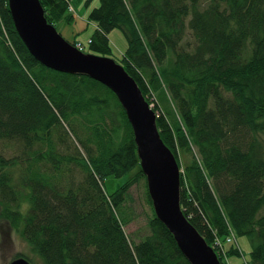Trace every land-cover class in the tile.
I'll list each match as a JSON object with an SVG mask.
<instances>
[{"label": "trees", "instance_id": "1", "mask_svg": "<svg viewBox=\"0 0 264 264\" xmlns=\"http://www.w3.org/2000/svg\"><path fill=\"white\" fill-rule=\"evenodd\" d=\"M98 1L89 15L90 51L114 59L109 36L121 29L128 47L115 61L149 103L168 99L157 125L184 170L185 216L210 246L223 242L222 264H264V0ZM40 2L55 27L75 22L72 0ZM11 142L20 151L0 153V220L32 249L15 259L190 264L157 218L142 169L106 191L107 178L141 167L116 95L38 62L16 30L9 1L0 0V144ZM141 181L152 215L149 234L135 243L125 232L134 219L127 204ZM231 234L251 241L248 259L231 263L243 256L226 243Z\"/></svg>", "mask_w": 264, "mask_h": 264}, {"label": "water", "instance_id": "2", "mask_svg": "<svg viewBox=\"0 0 264 264\" xmlns=\"http://www.w3.org/2000/svg\"><path fill=\"white\" fill-rule=\"evenodd\" d=\"M16 30L30 53L57 72L89 77L117 97L132 126L140 166L157 218L174 236L190 264H222L215 250L191 224L181 205V169L163 141L157 113L136 80L114 59L84 53L50 24L40 0H8ZM10 264H32L21 257Z\"/></svg>", "mask_w": 264, "mask_h": 264}, {"label": "rangeland", "instance_id": "3", "mask_svg": "<svg viewBox=\"0 0 264 264\" xmlns=\"http://www.w3.org/2000/svg\"><path fill=\"white\" fill-rule=\"evenodd\" d=\"M87 0H72V5L74 9L76 10V20L72 24H67L64 21L58 23L56 25V29L58 32L68 41L74 42L73 40H70L66 38L63 34L64 29L65 33L70 31L69 34H78L79 41L86 42L87 38L91 36V34L95 30V24L89 22V15L91 11L99 5L98 0H94L90 5L86 4ZM82 22V24L86 27L89 26V28L81 31V28L78 30L75 29L76 27V21ZM67 26V27H66ZM110 40L114 48L115 58L120 57L125 50L128 47V41L121 29H115L110 34ZM191 35L189 33L187 39L191 40ZM86 51L87 53H90V49L88 47ZM94 53V52H91ZM95 54V53H94ZM150 106L151 108L157 113L162 114V112L168 107V99L164 98L160 99L159 96H154L153 98H150ZM154 105V106H153ZM153 106V107H152ZM159 106V107H158ZM74 141H76L75 137H72ZM261 140L264 142V134L261 135ZM77 143V141H76ZM76 145H80L77 143ZM20 151V146L15 143H2L0 144V153L4 154L7 158H11L18 154ZM141 170L140 168L135 169L132 173L128 174L127 176L123 178H115V177H109L105 180L106 185V191L108 194L114 193L119 186L125 184V182L132 179L137 173ZM181 171H184L181 169ZM130 199L128 200V213L134 218L132 223L125 227V232L129 236L132 242L138 243L140 240H142L144 237H146L149 234V229L147 227L148 218L152 215V210L147 202V195H146V188L144 181H141V183L133 188L130 193ZM229 238H232L233 241L229 242ZM241 249L242 257L240 259H236L231 257L230 261L231 263L240 261L241 259H248L250 257L251 251H252V243L248 239V237H237L236 234L230 235L226 243H233ZM220 245L211 246L217 255L221 252V248L223 247V242H219ZM220 251V252H219ZM19 254H26V255H32V249L30 246L22 239V237L15 232L14 229L4 220H0V264H10ZM223 256V255H222ZM219 257V255H218ZM220 259V257H219ZM230 264V263H229Z\"/></svg>", "mask_w": 264, "mask_h": 264}, {"label": "crops", "instance_id": "4", "mask_svg": "<svg viewBox=\"0 0 264 264\" xmlns=\"http://www.w3.org/2000/svg\"><path fill=\"white\" fill-rule=\"evenodd\" d=\"M67 27V26H66ZM76 28L75 29H79V28H81V31H83V30H85L86 28L88 29L89 28V26L88 27H86L85 28V26L82 24V22H80V21H76V26H75ZM65 30L66 29H64V31H63V35L66 37V38H68V39H70V40H73V41H76V42H80V43H84V44H87L88 42H89V40L91 39V36H92V34H91V36L90 37H88L87 38V40H86V42H84V41H79V37H78V34H72V32H71V34H69L70 33V31H68L67 33H65Z\"/></svg>", "mask_w": 264, "mask_h": 264}, {"label": "built area", "instance_id": "5", "mask_svg": "<svg viewBox=\"0 0 264 264\" xmlns=\"http://www.w3.org/2000/svg\"><path fill=\"white\" fill-rule=\"evenodd\" d=\"M70 10H71V11H74V9H73L72 7L70 8ZM92 42H93L92 40L89 41V43H92ZM77 47H78L79 50H81V51H84V50H85V46H84L83 44H78ZM153 106H154V105H153ZM153 106H152V107H153ZM228 241H229V242H232L233 239H232V238H229ZM219 242H220V240H218L217 245H220Z\"/></svg>", "mask_w": 264, "mask_h": 264}]
</instances>
